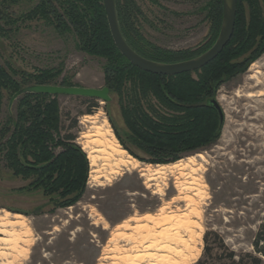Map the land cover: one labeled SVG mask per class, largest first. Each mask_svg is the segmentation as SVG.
Returning a JSON list of instances; mask_svg holds the SVG:
<instances>
[{
	"label": "rangeland",
	"instance_id": "1",
	"mask_svg": "<svg viewBox=\"0 0 264 264\" xmlns=\"http://www.w3.org/2000/svg\"><path fill=\"white\" fill-rule=\"evenodd\" d=\"M36 1L5 4L1 0V8L7 6L11 16L17 17ZM205 1L136 0L142 11L140 29L162 47L196 48L210 30L206 11L201 8ZM1 25L5 29L0 33V63L6 69L32 72L63 65L60 80L69 75L77 86L106 85L105 59L79 50L74 35H60L43 19H19L15 24L1 20ZM14 77L21 79L20 75ZM58 96L63 131L77 135L76 142L89 161L86 189L76 203L61 206L56 196L31 184L34 177L15 174L0 156V217L2 210L22 214V219L11 220L25 221L31 229L20 243L25 253L7 250V264H126L124 258L130 254L145 255L142 263L149 264L153 260L148 255L161 258L167 253L157 248L165 245L183 252V256L173 255L179 264H193L203 252L207 229L220 232L236 250L252 249L251 242L264 220V52L217 90L225 114L219 139L166 163L140 160L123 145L118 134L141 153L128 138L118 93H111L112 100L107 102L78 95ZM10 98L5 91L0 130L7 120ZM90 116L97 117L96 125L110 129L113 135L108 137L126 149V157L130 154L139 165L152 169L169 166L152 177L149 172L142 175L134 163L110 181H96L89 156L97 143L84 136L95 131V124L86 121ZM174 163L179 166L171 168ZM146 214L173 218L157 224L144 219ZM168 227L171 229L165 232ZM176 231L189 246L177 242ZM160 232H165L164 238L154 236ZM151 243L161 245L147 247Z\"/></svg>",
	"mask_w": 264,
	"mask_h": 264
},
{
	"label": "trees",
	"instance_id": "2",
	"mask_svg": "<svg viewBox=\"0 0 264 264\" xmlns=\"http://www.w3.org/2000/svg\"><path fill=\"white\" fill-rule=\"evenodd\" d=\"M1 4L0 0L1 34L5 29L1 20L15 24L19 19H43L60 35H74L79 50L105 59L106 85L110 93L119 94L128 138L141 153L129 147L121 134L119 138L135 157L151 163L174 161L216 142L224 125L212 103L217 100V90L264 52V0H238L234 32L223 50L198 69L171 75L142 69L119 50L103 0H37L17 17ZM116 8L129 44L140 54L164 62L188 59L207 50L216 41L223 18V0H206L201 8L206 11L210 30L204 43L196 48L169 49L144 36L138 23L142 11L136 0H116ZM62 72L63 65L29 72L13 67L8 70L0 63V105L5 91L11 97L27 84L76 85L69 75L60 80ZM15 103V112H8L0 130V156L15 174L34 177L31 184L56 196L61 206L76 203L86 189L89 161L76 142L77 135L63 131L59 96L26 93ZM203 239V252L193 264H264V220L251 250L232 248L220 232L211 229Z\"/></svg>",
	"mask_w": 264,
	"mask_h": 264
},
{
	"label": "water",
	"instance_id": "3",
	"mask_svg": "<svg viewBox=\"0 0 264 264\" xmlns=\"http://www.w3.org/2000/svg\"><path fill=\"white\" fill-rule=\"evenodd\" d=\"M103 2L107 13L110 30L114 42L119 48V50L133 64L137 65L142 69L151 71L153 73L171 75L198 69L213 60L223 50V48L232 38L234 32L238 0H223V18L220 32L216 41L211 47H209L207 50L197 56L174 62L157 61L148 58L136 51L129 44L121 30L117 14L116 0H103ZM26 93H48L51 95H78L95 98L96 100L100 99L105 102L112 100L110 87L108 85H105L103 87H89L53 83H32L22 86L20 89L13 93L8 104V109L11 114L13 113L12 107L15 101L20 96ZM212 103L218 109L221 124H223L225 120L223 108L219 104L218 100H213Z\"/></svg>",
	"mask_w": 264,
	"mask_h": 264
},
{
	"label": "bare ground",
	"instance_id": "4",
	"mask_svg": "<svg viewBox=\"0 0 264 264\" xmlns=\"http://www.w3.org/2000/svg\"><path fill=\"white\" fill-rule=\"evenodd\" d=\"M86 121L91 122L92 124L97 123V117L90 116ZM107 122V121H105ZM95 128V131L92 133H87L84 136L87 138L92 139L93 141H96L97 145L91 150V164L94 166L92 173L94 175V179L96 181H110L112 177H114L115 174H118L120 170L123 168H128V166H133L135 163L136 168H140L142 171V175L146 173H151L152 177L153 175L159 174L163 172L169 165H160L157 168L152 169L151 166H141L137 163L136 158L132 157L130 154L126 157V149L121 148L119 144H116L114 140H111L108 135H113V133L110 131V129L104 128V125L98 126L95 124L93 126ZM101 161V165H98V162ZM139 162V161H138ZM140 163V162H139ZM179 163H174L171 168L178 167ZM2 216L0 217V225L3 228H0V233L4 234V237H0V244L3 246V251H0V259L4 261H1V264H7L8 262L5 261L7 255L9 252L7 250L17 251L19 253H25L24 250H21L20 243L25 241V238L27 235H30L31 229L28 227L25 223V221H13L14 219H22V214H13L8 210L2 211ZM147 221L161 224V221L164 223H169V220L173 218V216H162L155 215V214H146L143 217ZM178 226H180V223H176ZM169 225V224H168ZM175 225V224H174ZM0 226V227H1ZM8 228H11L12 230H9ZM16 228H20V230H17ZM146 228V226H145ZM171 228H166L167 232ZM165 232H160L159 234H155L154 236L164 238ZM178 237L176 238L177 242L185 243V245L189 246L188 241L182 239L180 233L176 231ZM176 236V235H174ZM25 237V238H24ZM28 238V236H27ZM166 239V238H165ZM174 239V238H173ZM156 243V240H154ZM161 245V244H160ZM158 244H149L147 247H156L160 246ZM170 245V244H169ZM164 248L157 247L158 249H166L167 253L163 254V257L158 258L156 255L151 254L148 255V257L153 260L152 262H148L149 264H179L174 258L175 255L183 256V252L179 250H172V247L163 246ZM146 249V248H145ZM175 249V248H174ZM140 250V249H139ZM170 253V254H168ZM138 254V253H137ZM174 255V256H173ZM145 255H127L124 260L126 261V264H145L142 263ZM119 259V257H117ZM148 260V259H147ZM146 261V260H145ZM150 261V260H149Z\"/></svg>",
	"mask_w": 264,
	"mask_h": 264
},
{
	"label": "flooded vegetation",
	"instance_id": "5",
	"mask_svg": "<svg viewBox=\"0 0 264 264\" xmlns=\"http://www.w3.org/2000/svg\"><path fill=\"white\" fill-rule=\"evenodd\" d=\"M2 211H4V210H2Z\"/></svg>",
	"mask_w": 264,
	"mask_h": 264
}]
</instances>
